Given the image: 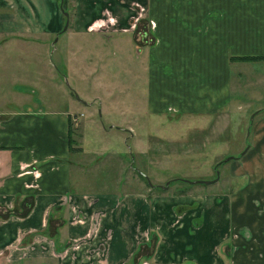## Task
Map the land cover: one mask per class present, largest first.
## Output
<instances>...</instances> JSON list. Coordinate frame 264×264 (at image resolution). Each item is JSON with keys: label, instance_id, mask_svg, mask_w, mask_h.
<instances>
[{"label": "crops", "instance_id": "1", "mask_svg": "<svg viewBox=\"0 0 264 264\" xmlns=\"http://www.w3.org/2000/svg\"><path fill=\"white\" fill-rule=\"evenodd\" d=\"M70 6L64 31L58 0H0V264H264V60H242L264 58V0H71ZM118 34H130L137 53L147 50L150 58L147 112L132 96V121L205 118L187 130L193 139L180 142L201 152L227 143L235 119L253 115L249 146L231 158L225 178L184 195L145 192L133 183L120 193L117 185L101 193L73 189L77 166L67 140L74 116L55 110L57 98L48 99V109L40 104L25 63L40 60L53 40L58 52L62 36L74 59ZM85 62L79 61L82 70L90 71ZM246 92L249 99L237 98ZM124 125L114 128L131 135L142 164L155 163L148 156L155 149L142 148L133 123ZM157 142L149 140L154 147L178 141ZM79 176L76 185L86 184Z\"/></svg>", "mask_w": 264, "mask_h": 264}, {"label": "rangeland", "instance_id": "2", "mask_svg": "<svg viewBox=\"0 0 264 264\" xmlns=\"http://www.w3.org/2000/svg\"><path fill=\"white\" fill-rule=\"evenodd\" d=\"M65 37L62 36L56 45L58 52L53 53L52 44L56 41L53 40L49 46L43 48L41 61H26L25 65L31 72L25 77L30 80L37 79V89L40 92L37 100L43 107L48 109L53 106L48 103V99L57 98L59 103L55 110L68 111L78 118L77 126L73 124L72 139L75 142L74 149H80L81 152L73 153L70 159L77 166L72 173L75 191L109 192L117 185L114 191L120 193L126 185L133 183L132 188L135 185L145 192L150 188V192L157 194L159 192L156 187H163L176 180L190 183L212 182L217 178H225L234 163L228 159L241 157L249 146L252 132L249 126L253 115L235 119L237 128L229 132L227 143L217 147L207 144L204 148L206 150L201 152L187 150L186 146H181L184 143L180 142L193 139L194 133L187 130L193 131L205 118L184 117L179 122L170 123L167 115H164L140 117L137 123L132 121L129 116L134 106L131 103L132 96L139 101L138 110L147 112V69L150 60L148 51L138 54L132 45L131 35L118 34L110 43L106 40L104 43H92L87 47L85 55L80 52L72 59L67 52L70 47L66 44ZM76 43V40L72 42L73 47ZM83 59H86L85 64L90 71L82 70L79 61ZM67 67L74 69V72L67 73ZM95 70L97 75L91 77ZM249 96L250 92L237 93V98L242 101L249 99ZM28 97L30 100L33 98L30 95ZM120 111L127 116L122 117ZM126 123H133L141 134L138 141L142 148L155 149L148 153L155 163L148 159L147 164H142L138 158L142 156V152L137 153L138 149L131 135L114 128H128L124 125ZM151 137L156 142L159 138L170 142L178 141L176 143L180 144H161L154 147L149 144ZM221 163L223 164L216 169ZM79 173H83V177L87 179L86 184L76 185L80 179ZM183 187L180 183L172 184L165 191L177 195ZM191 187L204 186L196 184Z\"/></svg>", "mask_w": 264, "mask_h": 264}, {"label": "trees", "instance_id": "3", "mask_svg": "<svg viewBox=\"0 0 264 264\" xmlns=\"http://www.w3.org/2000/svg\"><path fill=\"white\" fill-rule=\"evenodd\" d=\"M59 2V5H60V9L64 15V18H65V22L68 21L69 22V17L71 15V6H70V3H71V0H58ZM243 61H258V60H264V58H259V59H242ZM73 123L70 122L69 125H68V148L70 150V152L74 153V152H78L79 150L77 149H74V140L72 139V134H73ZM218 167H216L217 169ZM183 184L184 187L178 191L177 195H184L185 193H187L189 191V189H191L192 185L188 184V182H185V181H181V180H176V181H173V182H169V186L172 185V184ZM158 189V191H161L162 190L158 187H156Z\"/></svg>", "mask_w": 264, "mask_h": 264}, {"label": "water", "instance_id": "4", "mask_svg": "<svg viewBox=\"0 0 264 264\" xmlns=\"http://www.w3.org/2000/svg\"><path fill=\"white\" fill-rule=\"evenodd\" d=\"M67 28H68V21H66V23H65V26H64V31H66L67 30ZM228 160H231V158H229ZM218 181V178L215 180V181H212V182H196V183H190V182H188V184H190V185H196V184H199V185H211V184H213V183H216ZM161 190H167L168 188H169V183H167L165 186H160L159 187Z\"/></svg>", "mask_w": 264, "mask_h": 264}, {"label": "built area", "instance_id": "5", "mask_svg": "<svg viewBox=\"0 0 264 264\" xmlns=\"http://www.w3.org/2000/svg\"><path fill=\"white\" fill-rule=\"evenodd\" d=\"M77 121H78V118L73 117L72 122H73L74 124H76Z\"/></svg>", "mask_w": 264, "mask_h": 264}, {"label": "flooded vegetation", "instance_id": "6", "mask_svg": "<svg viewBox=\"0 0 264 264\" xmlns=\"http://www.w3.org/2000/svg\"><path fill=\"white\" fill-rule=\"evenodd\" d=\"M149 186H150L151 188H153L152 185H149ZM158 188H159V187H158Z\"/></svg>", "mask_w": 264, "mask_h": 264}]
</instances>
